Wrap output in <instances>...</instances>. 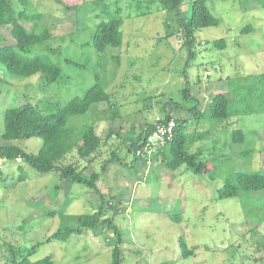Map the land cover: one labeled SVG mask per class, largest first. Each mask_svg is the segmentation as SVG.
<instances>
[{"label":"rangeland","instance_id":"374dc122","mask_svg":"<svg viewBox=\"0 0 264 264\" xmlns=\"http://www.w3.org/2000/svg\"><path fill=\"white\" fill-rule=\"evenodd\" d=\"M182 1L181 14L189 16L194 0ZM11 2L16 12L41 14V27L53 30L52 38L31 53H49L63 66V76L47 85L39 75L12 77L0 63V145L13 143L36 153L40 137L2 138L5 111L30 102L50 114L83 95L100 78L123 117L109 119L107 102L91 113L72 117L71 125L97 124L102 137L111 128L114 134L106 138L92 163L81 159L77 148L65 163H78L88 172L100 170L101 162L118 149L120 161L109 163L97 183L106 209L102 217H111L121 230L123 264H264V190L247 197L250 214L242 197L218 196L229 172H264V111L222 121L208 116L214 95L229 91L225 80L264 73V0H206L220 23L195 32L191 59L176 15L161 0ZM116 15L124 19L123 45L96 51L92 37L97 24ZM21 22L31 24L26 19ZM247 25L253 31L242 32ZM220 38L226 40L224 49L215 45ZM14 42L9 27H3L0 47ZM184 74L192 99L184 97ZM197 102L207 112L200 124L189 110ZM246 102L235 106H246ZM254 103L264 107V94ZM176 104L178 109L173 108ZM168 111L184 121V131L195 135L190 150L207 163L203 173L196 174L185 165L170 169L163 157L150 163L142 157L134 160L126 147L129 133L140 132ZM236 128L245 131V144L254 149L249 158L240 156L247 145L231 142ZM23 172L26 180L20 178ZM56 184L61 185L58 192ZM99 208L100 195L94 188L68 183L58 172H41L21 159H0V264H12L13 255L20 259L41 241L30 256L33 261L50 255L54 264H111L116 237L106 225L73 233L67 241L47 240L62 225L76 228L79 214ZM171 214L182 215V221L171 220ZM181 236L194 250L190 257L182 256Z\"/></svg>","mask_w":264,"mask_h":264},{"label":"trees","instance_id":"16d2710c","mask_svg":"<svg viewBox=\"0 0 264 264\" xmlns=\"http://www.w3.org/2000/svg\"><path fill=\"white\" fill-rule=\"evenodd\" d=\"M19 1L22 4L29 2V0ZM161 1L169 12H174L176 15L179 30L184 36L185 44L189 49L188 56L191 59L195 56V52L192 49L194 48L196 40L195 32L205 27L219 25L220 19L210 10L206 0H194L191 14L186 17L181 14L182 0ZM41 16L38 13L29 15L24 11L16 12L11 0H0V33L3 27L8 26L12 38L15 40L12 45L0 47V63L12 77L28 78L33 75H39L45 84L51 85L62 78L63 66L58 61H55L49 53H31L36 47L52 38L53 30L49 26L41 27L39 23ZM23 19L29 20L31 24L29 26L23 24L21 22ZM123 24L124 19L122 15L113 16L108 21H101L97 24L92 37L93 46L96 51L105 52L110 46L115 48L121 47L124 42ZM251 31H253L252 25H247L242 29V32ZM215 45L222 49L226 48L225 38L216 40ZM102 59L103 56L101 55L100 60L103 61ZM184 75L186 76V85L183 89L184 97L186 99H192L190 87L188 86L189 80L187 75ZM224 84L229 91L217 92L214 95L208 107L209 118L222 121L238 114L264 111V107L259 104L256 106L254 103L256 99L264 94V73L254 74L248 78L243 77V79L238 76L229 77L225 80ZM241 100H246V103L249 104L246 106L243 105V107H236V102ZM102 102L109 104V119L123 117L119 105L112 101L111 94L106 90V86L100 78L83 95L74 96L50 114H43L37 105L30 102L8 108L4 115L5 124L2 138L4 140H17L21 138L40 137L42 138V144L36 153H30L17 144H2L0 145V159H21L41 172H58L61 179L68 183L79 182L94 188L100 195V208L92 213L79 214L76 217L78 221L76 228L62 225L47 240L56 239L67 241L73 233L77 232V234H82L85 231L96 230L106 225L114 231L116 237V244L112 249L111 264H123V252L121 248L123 238L121 230L111 217H102L106 209L103 204V192H101L97 183L102 173L107 172L109 163L120 161L121 158L118 155V149H113L112 156L101 162L100 170L94 169L88 172L86 167L79 166L78 163H65L67 155L76 148L81 159H86L92 163V160L95 159L96 152L108 140L106 138L114 134V129L111 128L107 135L102 137L98 133L97 124H86L82 128L69 124V120L72 117L91 113L93 108ZM199 106L197 102L189 110L200 124V121L203 122V120H206L204 116L207 112L202 111ZM173 108L178 109L179 106L176 104L175 106L173 105ZM162 119L168 120L174 118L170 111H168ZM174 120L176 123L174 138L154 153L152 161H157L160 157H163L162 161L170 169L175 170L185 165L196 174L203 173L208 167L207 163L199 159L190 150V145L196 141L195 135H189L183 130V128H186V125H182L184 121ZM153 126L154 123H150L143 130L135 134L133 130V134L129 133L131 135L125 137L126 139L124 138L129 143L126 147L128 146L129 151L134 154V160L139 158L136 150L139 147L140 140L148 134ZM117 134L120 135L119 132ZM245 134V131L241 128L234 129L231 132L232 144L247 145L245 144ZM253 150L251 146L247 145V148L240 150V156L242 158H249ZM131 166H134V163ZM27 177L28 175L23 172L20 178L26 180ZM54 190L55 192L61 190V185L56 184ZM263 190L264 172L237 170L229 172L224 177V184L218 190V196L219 198L242 197L243 207L248 212L249 209L246 205L247 197H251L252 191ZM48 213L55 214V211H49ZM248 213L250 214V211ZM170 217L176 222L182 220V215L180 214H171ZM43 242L41 241L35 244L20 259H16L15 255H13L12 264H54L50 255L37 261L30 259V256L36 252L37 248ZM180 247L183 257L187 258L194 254V250L188 246L182 236L180 237Z\"/></svg>","mask_w":264,"mask_h":264},{"label":"built area","instance_id":"2783aa9c","mask_svg":"<svg viewBox=\"0 0 264 264\" xmlns=\"http://www.w3.org/2000/svg\"><path fill=\"white\" fill-rule=\"evenodd\" d=\"M175 125L174 119L158 118L153 128L140 140L136 150L137 156L144 158L149 163L152 162L154 153L174 138Z\"/></svg>","mask_w":264,"mask_h":264},{"label":"crops","instance_id":"0c3cea01","mask_svg":"<svg viewBox=\"0 0 264 264\" xmlns=\"http://www.w3.org/2000/svg\"><path fill=\"white\" fill-rule=\"evenodd\" d=\"M86 164H87V163H86ZM87 165H89V164H87ZM90 165H91V164H90ZM170 219H171V218H170ZM182 219H183V218H182ZM171 220H172V219H171ZM181 221H182V220H181ZM181 221H180V222H181ZM180 222H179V223H180Z\"/></svg>","mask_w":264,"mask_h":264}]
</instances>
